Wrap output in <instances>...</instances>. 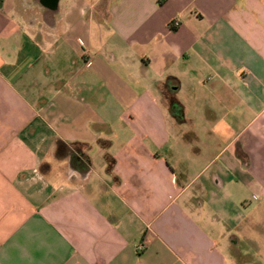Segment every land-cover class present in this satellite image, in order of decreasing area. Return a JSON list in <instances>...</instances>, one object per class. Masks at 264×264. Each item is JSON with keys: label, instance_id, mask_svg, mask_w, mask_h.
I'll use <instances>...</instances> for the list:
<instances>
[{"label": "crops", "instance_id": "obj_1", "mask_svg": "<svg viewBox=\"0 0 264 264\" xmlns=\"http://www.w3.org/2000/svg\"><path fill=\"white\" fill-rule=\"evenodd\" d=\"M250 195L264 0H0V264H228Z\"/></svg>", "mask_w": 264, "mask_h": 264}, {"label": "rangeland", "instance_id": "obj_2", "mask_svg": "<svg viewBox=\"0 0 264 264\" xmlns=\"http://www.w3.org/2000/svg\"><path fill=\"white\" fill-rule=\"evenodd\" d=\"M182 126L186 127V125ZM200 128L202 130V126ZM242 206L244 208H241ZM239 208L244 211L240 226L236 229L231 227L230 230L233 235L240 238L241 243L237 250L229 248L231 252L228 264H264V196L260 198L250 195L246 201L239 203ZM208 211L211 213L212 220L217 222L216 226L220 229L226 226V230L229 231L228 219L215 218L216 214ZM230 212L229 215L234 216L236 211L231 209Z\"/></svg>", "mask_w": 264, "mask_h": 264}, {"label": "trees", "instance_id": "obj_3", "mask_svg": "<svg viewBox=\"0 0 264 264\" xmlns=\"http://www.w3.org/2000/svg\"><path fill=\"white\" fill-rule=\"evenodd\" d=\"M175 102L172 103L173 109H176L178 106H180L179 107V110H180L181 109V105L180 104L178 105L179 102H176V103ZM180 113H179L180 115H177V118L180 121L185 120V117H183V115H182V111H180ZM71 145H73V148L75 150H80L78 146L76 148V143H72ZM71 147L68 144L64 143L63 141H59L58 145H57V150H56L57 151L56 152L57 156L60 157V158L65 157V155L68 154L69 150H71Z\"/></svg>", "mask_w": 264, "mask_h": 264}, {"label": "built area", "instance_id": "obj_4", "mask_svg": "<svg viewBox=\"0 0 264 264\" xmlns=\"http://www.w3.org/2000/svg\"><path fill=\"white\" fill-rule=\"evenodd\" d=\"M179 24V22H175V25H178ZM80 42L82 43V40H80ZM86 65H88V66H91L92 65V60H87L86 61ZM144 247V245L142 244L139 248H143Z\"/></svg>", "mask_w": 264, "mask_h": 264}]
</instances>
